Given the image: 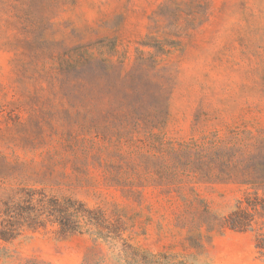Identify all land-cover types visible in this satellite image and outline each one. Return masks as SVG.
Instances as JSON below:
<instances>
[{
	"label": "rangeland",
	"instance_id": "374dc122",
	"mask_svg": "<svg viewBox=\"0 0 264 264\" xmlns=\"http://www.w3.org/2000/svg\"><path fill=\"white\" fill-rule=\"evenodd\" d=\"M199 4L203 21L172 36L180 44L169 55L157 53L173 90L167 122L153 130L178 143L264 129V0H0V183L75 197L118 226L109 239L26 230L0 245V264H264V225L238 231L222 221L246 186L161 179L169 160L148 141L119 149L115 129L104 137L81 127L89 110L104 113L107 96L88 106L72 99L75 82L58 79L63 60L86 50L124 73L144 68L138 51L156 48L141 43L170 32L174 17L161 9Z\"/></svg>",
	"mask_w": 264,
	"mask_h": 264
},
{
	"label": "trees",
	"instance_id": "16d2710c",
	"mask_svg": "<svg viewBox=\"0 0 264 264\" xmlns=\"http://www.w3.org/2000/svg\"><path fill=\"white\" fill-rule=\"evenodd\" d=\"M169 9L168 5L161 9L167 18L174 17L168 25L167 37L160 41L157 36H148L141 43L156 48L150 57H146L143 50L138 51L137 62L145 65L144 68L124 73L122 69L116 70L110 58H100L86 50L63 60L66 66L59 72L58 79L62 83L75 82L72 99L88 106L97 94L108 97L104 113L89 110L87 115L91 123L82 124V128L104 137L115 129L119 149L148 141L155 157L169 160L166 174L162 175V168H158L161 179L177 180L182 173L234 180L246 186L244 196L223 217V224L238 231L254 229L259 223L263 226L264 129H235L224 137L213 133L178 143L153 130L166 124L173 90L167 69L160 67L157 53L169 55L172 48L180 44L172 36L195 28L208 10L199 4L178 8L170 16ZM180 19L184 24H178ZM99 120L105 123L100 124ZM148 123L150 130L143 126ZM141 127L145 139L141 138ZM51 226L63 236L91 232L109 239L115 238L113 235L118 231L117 224L112 223L101 208H91L80 199L52 194L43 187L25 183L11 185L6 180L0 183V245L13 242L26 230L37 231ZM257 241L258 247L264 248V234L259 233Z\"/></svg>",
	"mask_w": 264,
	"mask_h": 264
}]
</instances>
